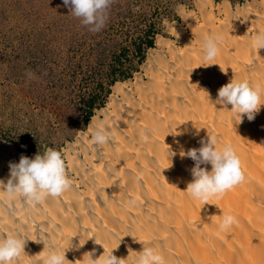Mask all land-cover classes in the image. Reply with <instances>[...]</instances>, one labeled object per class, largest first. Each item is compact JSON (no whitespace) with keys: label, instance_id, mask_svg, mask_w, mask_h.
Wrapping results in <instances>:
<instances>
[{"label":"bare ground","instance_id":"6f19581e","mask_svg":"<svg viewBox=\"0 0 264 264\" xmlns=\"http://www.w3.org/2000/svg\"><path fill=\"white\" fill-rule=\"evenodd\" d=\"M197 4L198 12L182 8L193 17L168 24L176 39L160 37L161 51L150 53L144 72L118 82L109 106L62 150L71 188L31 207L20 199L11 209L0 203V230L19 229L30 238L14 264H39L47 251L34 241L41 236L65 248L73 236L74 245L86 242L66 252V264H84V253L95 249L98 257L113 248L127 264V256L143 248L132 235L158 248L166 264H264V105L254 120L245 115L235 124L232 105L216 103L218 89L232 79L264 88V48L252 47L264 32V0L236 13L215 0ZM207 34L223 40L217 59L207 62L215 64L205 67L201 37ZM94 124L107 127L114 140L98 148L91 139ZM208 132L233 143L246 178L205 204L187 195L194 161L179 153L199 148ZM21 155L27 153L5 145L0 180L7 183L9 162ZM224 213L237 223L222 231Z\"/></svg>","mask_w":264,"mask_h":264},{"label":"rangeland","instance_id":"374dc122","mask_svg":"<svg viewBox=\"0 0 264 264\" xmlns=\"http://www.w3.org/2000/svg\"><path fill=\"white\" fill-rule=\"evenodd\" d=\"M238 8L253 0H215ZM198 0H112L92 32L63 0H0V151L65 150L109 106L114 86L144 72L160 37L176 39ZM167 20V26L163 21Z\"/></svg>","mask_w":264,"mask_h":264},{"label":"clouds","instance_id":"9594fccd","mask_svg":"<svg viewBox=\"0 0 264 264\" xmlns=\"http://www.w3.org/2000/svg\"><path fill=\"white\" fill-rule=\"evenodd\" d=\"M63 2L71 8V13L81 18L82 24L89 26L90 31L99 32L107 22V9L112 0H63ZM177 15L184 20L193 17L185 16L182 6L178 7ZM163 23L167 26L168 21L165 20ZM201 40L205 61L201 65L207 67L215 64L207 62L217 59L223 35L207 34L203 35ZM252 47L264 48V32H258L255 35ZM216 103L223 104L224 108H227L229 104L232 105L231 113L235 124L241 123L245 115L249 121H252L264 105V88L248 80L232 79L218 89ZM91 139L98 148H102L114 140V134L107 127L94 124ZM199 142L201 145L199 148L182 150L179 155L182 159L188 157L194 161L190 169L193 179L187 184V195L193 200L207 204L213 196H220L244 182L245 169L233 143H222L216 135L209 132L208 139L201 138ZM173 155L175 153L170 151V159ZM207 165H211L210 170ZM67 168L65 152L52 147L46 148L43 153L38 152L31 158L21 155L19 162H9L7 183L0 180V189L3 190L0 193V203L11 209L20 199L31 207L43 203L49 197L63 196L72 185ZM114 185L120 188L119 183ZM236 223L234 215L224 213L218 227L222 231L228 230ZM73 237L67 248L62 243L44 236L34 240L38 243L43 242L44 249L47 250L39 264H66L68 260L66 252L70 249L78 250L86 243H81L80 239L79 243L74 245ZM132 237L142 242L143 248L136 255H128L127 264H166V257L158 248L134 235ZM29 239L19 229L0 230V264H14L19 260L25 252V245ZM95 243L102 244L96 238ZM113 249L110 252L105 249L98 257H95V249H93L91 252L84 253L80 260H83L84 264H126V259L114 255Z\"/></svg>","mask_w":264,"mask_h":264}]
</instances>
